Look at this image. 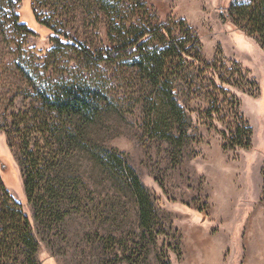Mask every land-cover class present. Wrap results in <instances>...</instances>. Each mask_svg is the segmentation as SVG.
I'll return each mask as SVG.
<instances>
[{
  "label": "rangeland",
  "instance_id": "obj_1",
  "mask_svg": "<svg viewBox=\"0 0 264 264\" xmlns=\"http://www.w3.org/2000/svg\"><path fill=\"white\" fill-rule=\"evenodd\" d=\"M9 1L0 0V202L8 193L31 219L39 245L33 264H162L165 254L171 264H264V48L229 15L232 4L245 0H142L147 23L180 36L190 29L206 62L239 66L244 77L224 88L238 100L253 137L249 149L235 150L223 148L222 132L237 106L228 96L211 119L208 111L217 107L206 95L213 90L206 75L191 88L182 85L186 136L176 146L152 134L150 87L130 61L93 62L51 41L59 33L95 55L114 46L107 18L91 0H22L20 19L31 33L14 24ZM89 78L102 85L107 107L88 128H101L104 143L124 155L156 208L161 234L156 244L146 241L141 258L132 196L83 156L75 166L84 172V205L63 224L45 230L27 201L19 128L52 118L42 102L45 88ZM9 264L32 263L20 257Z\"/></svg>",
  "mask_w": 264,
  "mask_h": 264
},
{
  "label": "trees",
  "instance_id": "obj_2",
  "mask_svg": "<svg viewBox=\"0 0 264 264\" xmlns=\"http://www.w3.org/2000/svg\"><path fill=\"white\" fill-rule=\"evenodd\" d=\"M91 1L106 16L114 46L95 55L78 41L64 43L59 33L52 35L51 41L55 45L72 47L93 62L130 61L150 87V111L155 127L152 134L182 146L187 115L179 102V94L184 81L191 88L201 75H206L205 80L213 89L206 95L213 107H217L209 110L208 116L213 119V113H222L218 104L228 100L230 95L224 87L235 85L236 76L244 77L237 64L233 68L222 64L224 67L220 69L218 62H206L200 53L199 39L190 29H187L186 36H180L174 34L168 25L147 23L146 6L142 0ZM21 2L9 1L11 17L18 28L31 33L20 19ZM229 15L237 26L256 36L264 48V0L235 2L229 9ZM103 91L102 85L92 78L82 84L43 90L42 102L52 112V118H41L34 126L28 124L18 130L21 134L25 193L39 226L51 230L63 224L76 207L81 209L84 205L81 193L86 186L84 172L75 166L76 160L83 156L93 166L99 167L102 175L113 180L114 185L132 196L138 213L135 251L141 258L143 252H148L146 241L151 239L156 244L161 234L155 224L156 208L149 190L124 155L104 143L101 128H88L96 123L107 107ZM221 96L224 97L222 101ZM229 97L233 101L229 103L237 109L232 112L234 121L222 132L223 148L249 149L253 128L240 116L238 100L232 95ZM164 125L166 128H161ZM174 131L180 135L177 137ZM2 199L0 264L17 263L20 257L33 264L39 245L32 221L23 205L11 195L5 192ZM163 258L162 264H171Z\"/></svg>",
  "mask_w": 264,
  "mask_h": 264
}]
</instances>
